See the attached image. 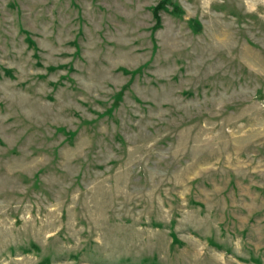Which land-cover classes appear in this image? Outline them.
Wrapping results in <instances>:
<instances>
[{"label": "rangeland", "instance_id": "1", "mask_svg": "<svg viewBox=\"0 0 264 264\" xmlns=\"http://www.w3.org/2000/svg\"><path fill=\"white\" fill-rule=\"evenodd\" d=\"M0 264H264V0H0Z\"/></svg>", "mask_w": 264, "mask_h": 264}]
</instances>
